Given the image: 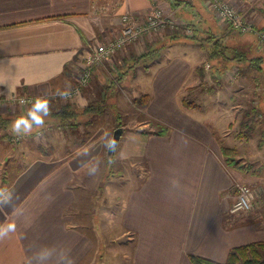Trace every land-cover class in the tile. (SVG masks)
<instances>
[{
    "label": "crops",
    "instance_id": "0c3cea01",
    "mask_svg": "<svg viewBox=\"0 0 264 264\" xmlns=\"http://www.w3.org/2000/svg\"><path fill=\"white\" fill-rule=\"evenodd\" d=\"M151 1L0 0V98L47 97L51 112L72 102L83 108L106 91L105 99L112 104L117 101V93L112 95V91L120 83H115L114 74L122 72L120 84L133 88L134 101L147 94L141 111L156 122L150 128L147 124L138 128L124 125L112 166L119 163L137 168V172L124 191L115 226L105 224V211L101 217L108 210L103 205L107 192H112V179L118 177L111 172L103 188L112 123L98 124L91 137L69 153L29 157L13 173L5 172L0 164V199L11 196L10 205L0 204V224H16V231L0 240V264H36L34 253L41 245L51 249L49 264H193L192 255L219 263L227 260L234 247L264 242V163L245 168L237 160L226 161L223 148L239 149L238 143L230 144L226 138L229 132L224 126L233 123L231 115L212 116L208 111L204 116L195 112L200 109L197 102L184 103L185 89L213 77L215 64L207 57L210 42L179 32L153 34L151 41L144 37L140 44L131 43L94 67L90 84L77 97L64 100L58 95L77 84L90 44L116 35L125 12L146 15ZM183 1L178 5V0H159L175 17L184 14L197 23L201 28L197 38L212 32L213 38L232 49L247 48L253 55H264L254 32L226 30L203 0H186L192 1L209 25L202 15L184 7ZM257 2L259 7L247 17L264 27V0ZM206 24L212 31H205ZM165 39L170 41L162 48L160 60L148 68L134 63L137 56ZM207 62L212 66H206ZM248 64L221 60L217 69L224 73L226 66L235 65L242 68L241 74L244 69L257 70ZM251 75L241 82L262 96L264 77L259 80L257 74ZM31 105L5 101L0 116L11 120L7 125L11 127L18 116L27 115ZM116 105L121 112H129L125 105ZM0 129L4 133L5 127ZM87 130L80 127L75 132L81 135ZM1 156L7 157L5 153ZM173 180L179 187H173ZM236 181L253 183L262 191L258 208L230 212Z\"/></svg>",
    "mask_w": 264,
    "mask_h": 264
},
{
    "label": "rangeland",
    "instance_id": "374dc122",
    "mask_svg": "<svg viewBox=\"0 0 264 264\" xmlns=\"http://www.w3.org/2000/svg\"><path fill=\"white\" fill-rule=\"evenodd\" d=\"M175 3L177 0H173ZM178 5H182L181 2L183 0H178ZM186 1V0H185ZM184 2V1H183ZM192 1H186V4L184 7H187L188 10H191L193 13L199 15H202L203 21H208V19H204L203 13L193 6L191 3ZM204 5L209 10V13L213 15L221 25L219 19L216 18V16L213 13L212 10V4L211 0H203ZM230 3L235 5L239 10L245 15H251L254 13V9L256 7H259V3L257 0H229ZM161 5V4H160ZM162 7L165 6L161 5ZM152 8V6H151ZM150 8V11H151ZM149 11V12H150ZM167 13L171 14L172 11H170L169 8H166L165 10ZM146 13V14H149ZM175 12V11H174ZM173 13V12H172ZM175 14V13H174ZM137 16H140L142 18H145V14H136ZM176 15V14H175ZM180 17H175L177 19L176 21L178 24H181L184 26V30L187 32V28L190 29V32H196L194 29V25L196 22H193L192 20H188V17H186L184 14H179ZM201 17V16H199ZM207 17V16H206ZM209 25L211 22H207ZM208 24L204 25L207 28L209 27ZM226 30H230V28L224 26ZM197 29V28H196ZM183 28L179 31L171 30L169 28H164V30L160 33L163 36L168 32H179V34H182L184 36H191V34L185 33ZM233 32V31H231ZM253 32V31H252ZM255 33V32H254ZM256 34V33H255ZM151 35L140 37L138 40H135V43H141L140 40H143L144 37L149 38ZM181 35V36H182ZM116 35H113L112 38H114ZM256 36V35H255ZM258 37L256 36V39ZM184 39V38H182ZM166 41L164 43H160L158 46H167L168 42L170 40L165 39ZM147 41H151V39H147ZM201 41V40H200ZM133 42V43H134ZM138 44V45H139ZM258 44V39H257ZM259 45V44H258ZM129 46V45H128ZM127 47V46H126ZM160 49V54L155 57L151 62L146 63L150 65L153 62H157L161 59L162 54V48ZM260 47V46H259ZM153 49V48H151ZM120 51V50H119ZM117 51V53L119 52ZM115 55V53L113 54ZM112 57V56H111ZM110 57V58H111ZM208 57V55H207ZM135 60V59H134ZM214 62V61H213ZM208 63V62H207ZM206 63V64H207ZM143 64L139 63V66H142ZM146 65L148 68L149 66ZM212 64L208 63L206 66L210 67ZM247 67V66H244ZM205 68V63H204ZM216 67H214L212 70L214 73L212 74L213 77H208L207 79H201L199 83L195 86H192L190 88L185 89V92L188 94L185 96V99L189 102V105H193L194 102L200 104V109L195 112L198 114L204 115V113H210L212 116H218V113L226 112L229 113L232 117L231 120L233 123L231 126H224L227 127V133L229 132L228 138L230 140V144L238 143V151L235 152V150L232 152H228V154L237 160L238 164H241L247 168L250 165H258L257 167H260L261 163H264V94L260 96V93H256V91H253L250 87L244 86V84L241 82L242 79H246L245 77L249 78L248 75L254 74L258 75L259 80H261L264 77V73H261L260 71L257 72V70H245L244 69V76L242 73V68H239L238 66H226L224 70V73L222 71L217 70ZM210 69V70H211ZM148 70V69H146ZM137 71H135L136 73ZM211 72V71H210ZM94 73V71H93ZM212 73V72H211ZM254 73V74H253ZM122 72H115L114 81L121 83V75ZM219 74L225 75V78L221 79ZM93 76V74H92ZM221 79V81H219ZM238 80L240 81L238 83ZM244 82V81H243ZM115 85V88L112 92V95L115 94L117 98L113 101L114 103H109L111 101L105 99V95L109 94L105 91V94L97 100H93L87 105H84L85 107H91V106H99V109L96 113H90V114H80L77 117L68 116L63 117L62 113L64 110H75L79 109L80 107H77L74 102L70 104V106L63 107L61 109H54V111L50 112V115L45 118V126L43 129H34L33 134L30 136H21V135H15L11 131L10 123L8 121V125L4 129V133H2V130L0 129L1 135L0 142L3 140L5 142H1L0 144V158L5 172L7 173H13L16 170H19L25 162L28 160L29 157L38 155V154H51V153H57V154H64L69 153L73 151L76 146L80 145L83 141L87 140L91 137L92 130L100 123H106L109 125L112 123L114 128L120 125H125L128 127H140L141 125L147 124V128L154 127L156 125V122L153 118L148 116L147 113H145L142 102L147 101V94L143 93L141 96L135 98V101L132 97V94L130 90H128L126 87L123 88V83ZM238 83V84H237ZM90 84V83H89ZM88 84V85H89ZM87 85V86H88ZM85 86V88L87 87ZM248 89V90H247ZM117 90V91H116ZM255 90V89H254ZM259 90V89H258ZM111 96V94H110ZM109 96V98H110ZM104 97V98H103ZM103 98V99H102ZM138 100L142 101L139 104H137ZM135 103H134V102ZM117 103L125 105L126 108L124 112L120 111ZM29 105V104H28ZM140 110H139V109ZM81 109V108H80ZM235 115V116H234ZM234 118H236L235 125L234 124ZM9 119V118H7ZM227 120V118H226ZM11 121V120H10ZM98 125V126H99ZM1 126V125H0ZM160 126V125H159ZM2 127V126H1ZM86 128V133L77 135L75 130H78V128ZM90 127V128H89ZM113 128V129H114ZM75 132V133H74ZM42 133V134H41ZM50 133V134H47ZM90 133V134H89ZM113 135V134H112ZM112 136H110L111 138ZM3 153L7 155L6 158L1 156ZM24 154V155H23ZM226 161H228L227 156L225 155ZM262 170L264 171V164L262 166ZM117 174L118 177H115L112 179L113 183L110 185L112 187L111 194L110 191L107 192L108 198L106 201V204L103 206H108V210L102 211V218L105 217L104 211L107 213L106 217L104 219L105 224L108 225L116 223V216L118 215L119 208L121 204V200L123 198L124 191L126 190L128 182H130V178L134 177V175L137 172V168L122 165V164H115L111 167V171L105 174V179L103 180V188L105 187L106 180H109L110 178H107L110 173ZM246 182V181H242ZM247 183V182H246ZM253 184V183H249ZM253 186V185H252ZM104 190V189H103ZM105 192V190L103 191ZM110 196H112V200L110 199ZM235 198V196H234ZM103 208V207H102ZM107 219V220H106ZM114 233V232H113Z\"/></svg>",
    "mask_w": 264,
    "mask_h": 264
},
{
    "label": "built area",
    "instance_id": "2783aa9c",
    "mask_svg": "<svg viewBox=\"0 0 264 264\" xmlns=\"http://www.w3.org/2000/svg\"><path fill=\"white\" fill-rule=\"evenodd\" d=\"M152 8L149 14H146L145 18L137 16L133 12H125L121 15L122 25L119 28V32L114 38H108L102 41L92 42L90 44L89 53L86 55L85 61L81 64V72L77 84L72 89L70 98H75L82 92L83 88L90 83L94 67L102 65L109 60L114 53L124 49L129 44L138 40L140 37L158 34L164 30V28H169L171 30L179 31L181 27L184 30V26L178 24L173 14L167 13L160 5L159 0H152ZM212 10L217 19L230 28L231 31L245 33V32H255L258 37V44L260 48L264 50V27L256 26L253 21H251L245 13L241 12L239 8L229 2V0H211ZM191 34L190 29L187 28V32ZM5 101L12 103H20L23 105L32 104L34 101L33 96L24 95H12L10 98H0V107ZM234 196L233 203L230 207L231 213H237L242 211H252L259 207L262 202L263 193L251 184L236 181L234 184ZM250 201V207L242 210L232 211L236 204L240 200Z\"/></svg>",
    "mask_w": 264,
    "mask_h": 264
},
{
    "label": "trees",
    "instance_id": "16d2710c",
    "mask_svg": "<svg viewBox=\"0 0 264 264\" xmlns=\"http://www.w3.org/2000/svg\"><path fill=\"white\" fill-rule=\"evenodd\" d=\"M194 30L196 32H193V34L189 37H192L193 39L196 40H207L208 42H210L211 44V48L208 51V58L210 59V61H214L213 63L215 64L214 66L217 68L220 66L219 62H221V60L226 61V60H235V62H248L249 66H252V68L257 69L258 71H264V67L262 66V60L264 59V55L263 54H259L256 53L255 55H253V53L251 51H249V49L247 48H242V49H232L231 47L227 46V45H223V43L220 41V39H215L212 37V32H210L209 37H205V38H197V36H199V32L201 30L200 27L197 26V23H195L194 25ZM197 28V29H196ZM207 30V28L205 29V31ZM207 31H212L207 30ZM163 46H156L153 49L148 50L147 52H144L143 54L137 56L134 60V63H141L143 64L144 67H147L146 65H148L146 63V61L151 62L155 57H157L160 53V49ZM250 52L252 54H250ZM229 53V54H228ZM216 68V69H217ZM219 70V69H217ZM221 70V69H220ZM219 70V71H220ZM148 99V96H147ZM184 103L185 105H189L187 99L184 98ZM142 101H140L141 103ZM143 105H145L147 103V101L142 102ZM100 106V105H99ZM99 106H91V107H85V108H81V109H75V110H64V112H60L62 113L63 117H68V116H73L74 118L77 117L80 114H90V113H96L99 109ZM8 121H10V119L4 118L2 116H0V125L2 127H6L8 125ZM232 148L227 147V148H223L222 151L224 152V154L227 156L228 162L232 163L233 161H236L234 158H232L228 152H232L231 150ZM234 151V150H233ZM229 255L228 258L225 262H217L202 256H197V255H192V261L193 264H264V242H253V243H248L245 245H241V246H237L232 248L231 250H229Z\"/></svg>",
    "mask_w": 264,
    "mask_h": 264
},
{
    "label": "clouds",
    "instance_id": "9594fccd",
    "mask_svg": "<svg viewBox=\"0 0 264 264\" xmlns=\"http://www.w3.org/2000/svg\"><path fill=\"white\" fill-rule=\"evenodd\" d=\"M58 95L64 99L68 100L71 96V92L69 90L59 91ZM50 115V101L47 97H36L32 102L30 109L27 112L26 116H18L11 124V131L15 135L21 136H30L33 134L34 129H43L45 126V118ZM42 134V133H41ZM117 142L115 139H111L107 148L115 151ZM173 187H179V182L173 180ZM3 189L0 188V196H2ZM251 199L244 201L240 200L238 204H236L235 208L232 211L242 210L250 207ZM11 196L7 199H0V204L10 205ZM16 231L15 222H9L5 224H0V240L8 233H13ZM36 257V264H49L52 260L51 249L48 245H41L39 250L34 253ZM31 264V261H30Z\"/></svg>",
    "mask_w": 264,
    "mask_h": 264
},
{
    "label": "water",
    "instance_id": "95a60500",
    "mask_svg": "<svg viewBox=\"0 0 264 264\" xmlns=\"http://www.w3.org/2000/svg\"><path fill=\"white\" fill-rule=\"evenodd\" d=\"M123 129H125L124 125L117 126L116 128L113 129L114 131H113V135H112L111 139H115L117 144H118V141L120 140L121 135H122V133L124 131ZM116 147H117V145H116ZM114 153H115V151H112V150L107 148V151H106L105 155H106L107 161H108V166L106 167L108 172L111 171V167H112V164H113Z\"/></svg>",
    "mask_w": 264,
    "mask_h": 264
}]
</instances>
